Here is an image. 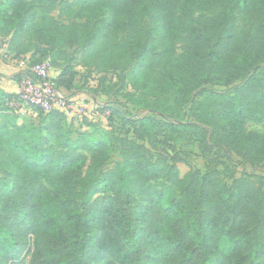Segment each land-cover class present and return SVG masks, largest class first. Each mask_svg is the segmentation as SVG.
<instances>
[{"label": "trees", "instance_id": "1", "mask_svg": "<svg viewBox=\"0 0 264 264\" xmlns=\"http://www.w3.org/2000/svg\"><path fill=\"white\" fill-rule=\"evenodd\" d=\"M57 7L86 21L59 24ZM237 19L249 28L238 33ZM0 41L14 60L44 46L53 64L77 47L83 68L125 72L130 92L116 94L149 113L100 108L124 129L107 143L111 132L77 131L59 111L19 119L8 107L18 95L0 90V264H264L261 177L228 187L215 170L181 175L176 156L151 160L139 143L190 142L202 157L223 148L264 170V135L243 130L264 122V0H0ZM77 75L66 65L51 82L71 92ZM237 82L231 93L205 89ZM185 107L191 120L154 118ZM114 151L120 162L103 169ZM160 179L169 187L151 184Z\"/></svg>", "mask_w": 264, "mask_h": 264}, {"label": "rangeland", "instance_id": "2", "mask_svg": "<svg viewBox=\"0 0 264 264\" xmlns=\"http://www.w3.org/2000/svg\"><path fill=\"white\" fill-rule=\"evenodd\" d=\"M66 2H71L72 0H62ZM50 16L54 18V20L59 24H68L70 22L84 23L86 21L85 18H80L75 15L66 16L61 13L60 8L57 7L54 11L50 13ZM196 17L206 16L204 13H196ZM249 28V24L247 22H242L241 20H236V29L237 32H241L242 30H247ZM134 29H129L127 34H129ZM5 43L0 41V49ZM182 43H177L175 55L178 56L181 53ZM39 50V51H38ZM81 49L77 47H66L63 50V54L58 57L55 61V64L52 62V54L49 49L41 46L37 43H33L27 52V56H33L34 58H40L49 62L50 65V76L58 74V72L66 65L73 66V68L77 71L78 75L76 77V88L74 89L73 95L79 96V101L85 107L84 116L80 119H74V129L77 131H85L91 133V129H87L85 126L87 122L95 125L100 128V130H104L106 132H111L107 136L104 137L107 143L117 144L115 138H120L124 134V129L119 128L120 122L109 125L106 120L107 114L100 113V108H105L107 106H119L122 108V111H126L128 114L140 117L144 116L146 111L137 109L131 105H129L124 98L116 94V92H121L124 94L126 92H130V89L127 86V82L125 79V72H111L106 74L98 75L91 70H87L83 68L79 62ZM3 61H7L11 68L16 70L13 75L19 74L18 68L15 65V60H9L8 58H4L3 55H0ZM163 65L159 62V59L156 60L155 69L158 71H162ZM256 74H264V64L260 65L256 70ZM240 84V82L234 83L228 87L221 86H209L205 89L209 91H222L231 93ZM71 97V96H70ZM196 99L200 98V94H198ZM149 114V113H148ZM157 121L162 122H170V121H186L191 120L188 116V108L185 107L179 114L175 116H154ZM35 123L40 122L39 119H33ZM243 130L245 133L256 132L261 135H264V122L260 124H255L251 122H245L243 125ZM99 136L98 134L96 135ZM159 140H162V136L159 137ZM179 145L178 143L175 145V150L172 151L168 147L169 145L158 144L155 149L148 146L145 141L139 142L143 144L145 148L148 150V156L151 160L156 158L157 153L164 152L168 158L172 156H176L179 160L177 162V167L181 175L185 174L189 170H197L200 173H205L208 171H217L225 182V184L229 187L232 184L234 179L240 178L243 174H251L255 176H259L262 178V183L264 185V170L261 168V165L251 166L243 162L241 157H238L236 154L226 151L222 149H215L214 152L208 157L200 156L199 151L197 150V145L192 144L190 142ZM88 163L91 159L90 155H87ZM120 162V156L117 152H112L108 161L104 164L103 169H109L116 166ZM152 185L158 187L159 189H164L169 187L168 183L163 180H156L151 182ZM177 195V193L175 192ZM124 205L132 210L136 204V200L128 201L122 199ZM27 261V259H26Z\"/></svg>", "mask_w": 264, "mask_h": 264}, {"label": "built area", "instance_id": "3", "mask_svg": "<svg viewBox=\"0 0 264 264\" xmlns=\"http://www.w3.org/2000/svg\"><path fill=\"white\" fill-rule=\"evenodd\" d=\"M19 74L26 71L31 73L35 80L27 75L20 76L17 99L8 103L12 113L19 119L34 118L37 110L43 113L59 111L69 120L80 119L84 114L83 104L70 96L63 95L60 90L54 88L51 82L50 65L48 61L29 64L28 58L15 60Z\"/></svg>", "mask_w": 264, "mask_h": 264}, {"label": "crops", "instance_id": "4", "mask_svg": "<svg viewBox=\"0 0 264 264\" xmlns=\"http://www.w3.org/2000/svg\"><path fill=\"white\" fill-rule=\"evenodd\" d=\"M4 53V58H8L9 60H14L12 59V56L7 53L6 51V44L2 46V49H0V55H3ZM16 70H14L15 72ZM13 69L11 66L8 64L7 61H3L2 58L0 57V90L4 91L5 93H17L19 90V84L17 82L18 79H20L19 74L13 75ZM57 75V74H56ZM56 75L52 76L54 78ZM60 92L63 95L71 96L74 99H81L79 96H74V90L71 92H67L63 89H60Z\"/></svg>", "mask_w": 264, "mask_h": 264}]
</instances>
